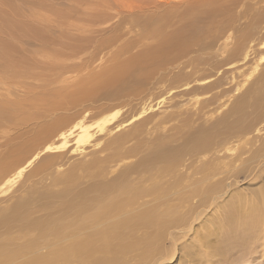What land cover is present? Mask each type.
<instances>
[{"label":"bare ground","instance_id":"bare-ground-1","mask_svg":"<svg viewBox=\"0 0 264 264\" xmlns=\"http://www.w3.org/2000/svg\"><path fill=\"white\" fill-rule=\"evenodd\" d=\"M186 1L167 2L178 5L184 23L196 19L184 13ZM101 3L98 1L96 5ZM55 14L62 16L61 11ZM170 20L171 16L164 20L168 27ZM0 23L1 32V19ZM21 28L24 31V26ZM200 30L198 22L186 36L182 35L186 31L185 26L172 32L164 26H154L146 30L147 34L133 37L138 51H134L136 55L127 62L118 65L115 73L123 75L129 70L126 86L106 93V96L123 98L128 105L132 100L138 106H134L136 113L115 124L112 122L117 120L119 109L93 123L91 120L86 122L89 119L85 110L67 115L55 114L57 109L64 107L62 101L67 99L66 96L50 102L48 113H35L31 119L16 112V105L14 107V103L7 100L12 106L8 108L9 113H20V123L16 126L30 125V128L2 144L7 147L0 153V194L7 193L26 167L43 154L42 160L28 176L47 173L56 159L64 157L65 151L82 153L84 145L90 143L94 136L97 137L91 147L98 146L101 143L98 140L103 139L102 148H108L110 152L73 164L64 174L58 170L59 174L54 176L45 174L50 177L49 185L31 183L23 191L18 189L22 194L6 205L3 197L5 201L0 207V264H160L172 260L196 264L197 257L200 262L204 261L203 264H223L232 249L246 253L245 259L234 264H251L259 256L264 258V211L259 217L254 210L253 199L250 202L240 200L236 205L217 202L231 194V182L240 178V173L248 176L245 162L250 159H253L251 163L261 161L264 155V141L259 148L262 152H257V155H250L249 149L244 147L254 143L248 134L264 129V124L254 129L264 120V113L257 114L254 122H248L247 104L243 102L236 108L232 106L235 100L227 101L232 96H229L232 84L238 90L237 97L250 92L252 83L260 89L264 87V54L260 59L249 58L251 52L255 55L264 52V39L261 32L248 39L241 52H230L234 45L230 35L220 42L224 34L220 30V36L207 41L201 37ZM160 34L169 37L164 38ZM72 40L77 42L74 35ZM198 41L200 48H215V52H191ZM89 48L75 43L71 51L82 52ZM132 48L129 44H119L109 52H129ZM195 53H203L206 57ZM249 60L254 64L253 68L248 67L250 71L244 67ZM250 78L254 80L250 82ZM111 79L110 72L103 80L108 83ZM123 91L126 95L122 94ZM202 94L204 97L199 98ZM166 100L170 101V108L175 109L160 113L158 109ZM238 112L243 115L234 116ZM4 114L0 104V118ZM198 116L202 120L195 124ZM240 124L242 127L238 130ZM127 126L130 128L125 129ZM232 141L240 144L233 147ZM103 149L98 148L94 152ZM200 150L207 152L204 157L197 155ZM47 152L52 155L45 156ZM231 161L238 162L237 166H231ZM109 174L112 176L107 177ZM227 179L232 180L229 183ZM190 180L199 182L200 189L194 188ZM195 202L200 203V207L213 204V215L218 214L217 219L231 228L234 241L231 244L230 235H226L224 239H230L229 246L225 249L212 247L210 255L201 248L195 252L191 245L184 249L181 246L176 257V235L187 230L188 225L183 214L189 215L185 211L195 207ZM262 205L263 210L264 198ZM220 207L227 210H219ZM195 220H188L190 227ZM195 229L192 228V233L196 235ZM167 237H171L174 243L170 257L161 255ZM213 242L217 245L222 240Z\"/></svg>","mask_w":264,"mask_h":264},{"label":"rangeland","instance_id":"rangeland-1","mask_svg":"<svg viewBox=\"0 0 264 264\" xmlns=\"http://www.w3.org/2000/svg\"><path fill=\"white\" fill-rule=\"evenodd\" d=\"M98 1L102 2L100 6L96 5ZM168 1L0 0V19L3 24V29L0 32V104L5 110V114L0 118V153L7 147L3 146V143L9 142L18 133L25 132L30 128V125H24L23 127L16 126L20 123L18 119L20 113H24L23 116L30 119L34 117L33 114L35 113H48L47 110H49L50 102L55 101L54 99L58 100L61 96H66L67 99L62 101L64 102V107L57 109L54 112L55 114L64 113V115H67L78 110H85L87 112V120L89 119L85 121L90 122L91 120L90 123H93L99 117L114 112L116 109L119 110L116 117L117 120H113V124L119 122L121 119H128L136 113L134 106L137 108L138 105L135 101L132 102L131 100L128 105L124 102L123 98H110L106 96V93H111L126 86L129 70H126L123 75H115L116 70H118L117 66L127 62L131 56L136 55L137 52L134 51H138V46L135 45L137 41L133 37L136 34H147L146 30L152 29L154 26H164L171 32L177 30L180 26L182 28L185 26L186 31L182 32V35L186 36L191 32L193 24L198 22L201 29V37L207 41L213 36H220V30H223L224 34L220 42L226 40L225 37L227 35H230L234 41L233 47H230V52H241L242 46L247 43L248 39L251 40L261 32L262 39H264V0L262 2L260 0H187L185 2L184 13L189 14L193 18L196 17V19L195 21L185 23L182 15L178 12V5L174 3L168 4ZM57 11H61L62 16L56 15ZM170 16L172 20H170L171 25L168 27L164 20ZM260 16H262V27L259 22ZM7 25L11 27L7 28ZM22 26H24V31L21 28ZM71 33H74L73 35L77 38V42L72 40L73 35ZM114 35L118 37L114 38ZM160 35L164 38L169 37L165 34ZM75 43L76 46L84 44L90 46V48L84 49L82 52H72L71 48ZM119 44H129L133 48L129 52H109L112 47ZM56 50L59 52H55ZM95 50H100V52H93ZM191 52H215V48H200L198 41L197 46H192ZM195 54L197 56L204 55L203 53ZM263 54L264 52H259L255 55V53L251 52L249 58L260 59ZM203 57H206V55ZM262 63H264L263 60ZM234 65L237 66L238 63H234ZM253 66V61L249 60L244 67L248 69V67L253 68ZM206 67L208 68V66ZM248 70L250 71V69ZM110 72L112 76L111 82L105 83L103 79ZM202 72L204 71L202 70ZM255 75H257L256 71ZM120 76L121 79L119 78ZM250 79V82L254 80V78ZM101 80L103 83H101ZM251 85L250 92L237 97L239 94L238 90H235L232 84V89L229 92V96L232 95L230 96L232 98L228 96L230 100H227L229 102L235 100L232 106L235 105L236 108L243 102L247 104L245 110H248L250 113L247 118L248 122H254L253 118L257 114L264 113V87L262 86V89H260L256 83H252ZM108 86L110 87L106 88ZM90 90L91 94L89 95ZM123 92L122 94L126 93V91ZM72 93L75 94L71 98ZM203 95L199 96V98H203ZM15 99L17 102H15ZM7 100L11 104L14 103V107L15 105L17 107L16 112L20 113H9L8 108H12V106L7 103ZM183 102L185 103V101ZM168 103L170 104V101L166 100L163 105H160L158 109L160 113L163 110L169 111L175 109L173 107L170 108L171 105ZM88 114L91 115L89 116ZM240 115L243 114L238 112L234 116ZM195 120V124H197L201 122L202 118L198 116ZM175 123L179 124L177 121ZM263 124L264 120H261L257 124L259 126L255 125L254 129L262 127L261 125ZM241 127L242 124L238 125L237 129L239 130ZM128 128L130 126L125 127V129ZM125 129L123 128V130ZM113 134L115 133L112 132ZM248 135L254 143L243 145L249 149L250 155H257V152H262L259 148H261V144L264 141V129L259 133H256L254 130ZM95 137L97 136H94L90 143L84 145L85 149L81 151L82 153L75 152V154L71 150L65 151L64 157L56 159L47 173H42L35 177L28 176L29 172L42 160L44 154L39 156L28 166L29 168L26 167L24 171L26 176L23 173V177L21 176L12 185L11 191H7V193L10 191L9 194L6 192H4L5 196L0 194L2 196L0 207L5 200L4 205L12 202V200L14 201L22 194L20 191L29 187L31 183L49 185L51 180L48 175L64 174L73 164L90 159L92 156L108 154L110 149L104 150L102 148L103 139L98 140L99 142L101 141L98 146L91 147ZM45 143H41L38 147L42 148V145ZM238 143L240 144V142ZM238 143L235 141L231 142L233 147ZM98 148L103 150L95 153L94 151ZM205 153L207 152L200 150L197 152V155L204 157ZM86 154L87 156H85ZM46 155L52 154L51 152H47L45 153ZM229 156H232V154H229ZM252 161L253 159H250V161L247 160L245 162L246 168L249 169L247 177L244 176L245 174L240 173L242 175L239 174L240 176L238 177L240 178H237L236 181L231 182L230 180L232 179L226 180L229 183L231 182V194L218 199L217 202L218 204L221 202L236 205L240 200L250 202L253 199L254 210L261 217L262 211H264V209L262 210L264 198V155L261 161L251 163ZM234 163L235 161H231V166H237L238 162ZM57 170L59 173H57ZM115 174L116 172L113 175ZM111 176L109 174L107 177ZM190 181L192 182V186H195L194 188L200 189L201 184L199 182L196 183L195 180ZM226 181L224 184H226ZM3 197L5 198L4 201ZM198 202H195L197 205L191 208V210L185 211V209H181L189 214H183L188 225L186 226L187 230L176 235L178 238L174 251V256L176 257L181 252L179 248L181 246L184 249L186 246L191 245V249L195 252H198L201 248L210 255L212 247L225 249L229 246L230 239L231 244L234 241V237L231 236L232 232H230L231 228L226 226L224 221L217 219L218 214L215 213L213 215V204L210 206L206 205L207 207H200L201 202ZM219 210H227V208L223 209L220 207ZM191 218H195L196 220L191 223L190 227L188 220ZM192 228L193 230L196 228V235L192 233ZM204 231L205 233H203ZM226 235H230V239H224ZM166 239L162 245L163 248H161L163 250L161 255L170 257L174 250V243L171 237H167ZM214 240H222V242L215 245ZM219 255L222 256L221 254ZM245 258L246 253L238 249H232L223 264H234L236 261H241ZM203 262H200L198 257L196 258V264H203ZM160 264H183V261L181 263L177 260H172L171 262L163 261ZM251 264H264V258L259 256Z\"/></svg>","mask_w":264,"mask_h":264}]
</instances>
